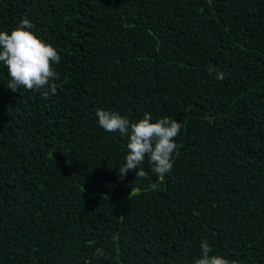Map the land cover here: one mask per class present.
I'll use <instances>...</instances> for the list:
<instances>
[{
	"label": "trees",
	"instance_id": "1",
	"mask_svg": "<svg viewBox=\"0 0 264 264\" xmlns=\"http://www.w3.org/2000/svg\"><path fill=\"white\" fill-rule=\"evenodd\" d=\"M0 264H264V0H0Z\"/></svg>",
	"mask_w": 264,
	"mask_h": 264
}]
</instances>
